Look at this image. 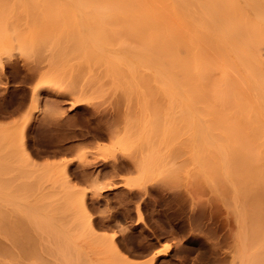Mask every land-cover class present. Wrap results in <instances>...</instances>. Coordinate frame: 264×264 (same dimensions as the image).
I'll return each mask as SVG.
<instances>
[{"label": "rangeland", "instance_id": "obj_1", "mask_svg": "<svg viewBox=\"0 0 264 264\" xmlns=\"http://www.w3.org/2000/svg\"><path fill=\"white\" fill-rule=\"evenodd\" d=\"M34 1L26 0L29 4H37L38 9L13 11L10 22L11 18L14 21L7 26L11 34H8V40L0 39V145H4L7 156L26 172V180H23L26 185L19 189L25 202L24 216L31 220L36 218L38 232L44 235L49 234L48 229L54 232L50 233L55 240L50 234L46 236L53 241L52 247L63 251L72 249L81 258L84 254L91 259L89 264H251L249 256L240 250L242 224L233 206V196L223 188L218 189L219 194L215 185L200 176L199 149L195 145L199 122L193 107L191 122L187 124L183 120L188 108L178 86L180 74L177 73V80L173 81L175 87L168 83L167 56L164 58L168 10L163 6L159 7L161 10L158 7L159 10H155L152 5H143L142 10L138 7L141 5H136V9L131 7L132 10L130 6V9L118 6L117 0H109L114 4V10H110L107 0H90L92 3L64 0L69 3L67 6L65 2L67 8L70 5L73 8L69 7L70 11L64 6L63 10L58 7L61 4L55 2L60 0ZM84 3H88L87 6ZM126 9L131 10V16H145H139V22L143 18L147 22L142 21L141 25L138 21L133 22V16L128 19ZM126 21L131 24L126 25ZM144 23L146 27L136 26H144ZM104 37L111 41L112 47L106 45L104 40H109ZM158 38L163 40L162 45ZM157 39L160 46L155 45L156 48L151 43ZM151 51L158 54L155 63L158 61L160 66L152 63L154 54ZM107 52L123 57L107 58L106 61ZM102 53L104 61L115 68L121 61L118 65L121 70L102 62ZM106 67L111 69L107 71ZM177 69L179 71V67ZM54 110L62 111V117ZM55 120L58 125L53 123ZM181 120L184 126L187 124L185 128L183 125L179 128ZM95 133L99 137L86 142L85 137ZM65 135L68 138L62 140ZM170 135L175 137L171 140ZM58 139L65 144L60 145L62 142ZM74 142L78 146L65 153ZM60 149H64L63 153ZM82 173L85 178L78 179L82 178ZM65 178L79 189L78 195L73 197L86 201L91 218H94L91 231L89 224H83L86 220L80 225L78 218H75L79 220L78 226H84L75 230V235L66 230L69 225L65 224L71 220L65 223L63 216L73 208L65 203L72 196L67 186L70 183H66ZM226 196L228 200L224 198ZM63 202L68 211L61 207ZM50 204L58 212L50 208ZM59 209H64L67 214L64 211L65 215L62 214ZM16 214L20 215L19 212ZM43 220L48 221V225ZM58 220H63L64 224L60 223L66 228ZM51 223L60 230H55ZM44 226L48 228L44 230ZM93 227L96 233L99 232L97 235H103L105 239L96 237V241ZM1 233L0 230L2 244H9L6 248L13 249ZM61 233L67 235L68 240H64ZM77 234L82 237L79 239ZM59 236L64 240L60 242L62 246L55 245L59 244ZM69 236H75L79 241L72 242L73 237ZM66 240L71 245L77 244L73 245L77 250L74 251L73 246L66 248L70 244ZM90 246L95 247L94 250ZM3 250L5 248L0 249V264L26 263L9 250ZM93 251H97L95 255ZM15 259L19 263L14 262Z\"/></svg>", "mask_w": 264, "mask_h": 264}, {"label": "bare ground", "instance_id": "obj_2", "mask_svg": "<svg viewBox=\"0 0 264 264\" xmlns=\"http://www.w3.org/2000/svg\"><path fill=\"white\" fill-rule=\"evenodd\" d=\"M45 1L47 2V0ZM92 1L87 0L88 3L90 2L92 3ZM60 2L57 1L55 3L61 4L60 6L56 5V7L58 6L62 10L63 8H67V6L69 5L67 1L60 0ZM62 2L64 3L66 2L67 6H65L66 3L62 5L63 4ZM111 2L112 1L108 2V6L112 8L110 10H114V4H111ZM116 2L118 6L126 7V8H129V6L130 8L134 6L133 8L136 9L135 8L137 7L136 5H141L138 6L139 8L143 7V5L144 6L152 5L156 8L163 6L165 7V9L168 10L169 14L166 19L168 23L166 25L168 27L167 29L168 33L166 36L167 53L164 56L165 59L167 56L166 64L168 66V74H167L168 83L169 84L171 83L172 86L175 87L173 81L175 82V79L177 78V77L175 78V76H178L180 74L181 77L179 78L181 80H180V85L178 86L180 87L184 95L186 108H188L187 110L185 109L186 114H183L184 112L182 111L183 116L186 115L185 119H183V117L181 118L184 120L185 123L189 124L188 122H191V115L193 113L192 107L193 109L194 108L196 109L195 113L197 114L198 117L197 121L199 122V126L198 127L196 126L197 129L195 131L196 134L195 136L198 142L196 141L195 145H198L197 149H199V151L197 152L198 158L197 155L195 158L199 159V161L197 160L198 161L197 165L199 164L198 166H199L200 176L203 178V180L205 179L208 183L211 182L212 185H215L217 187L216 188L217 190L220 188L219 190L221 191V189L223 188V190L225 189L228 190V192H230V196L231 195L233 196L232 197L234 202L233 206H235V209L237 211V218L241 221L242 224V230L239 231L241 232L239 234V238H240L239 240L241 246L240 250L241 251L243 250L244 254L246 253V255L249 256V262L251 264H264V0H117ZM88 3L86 4L84 3L85 6H87ZM46 5L51 6V3L50 4L46 3ZM37 6L38 5L34 4L33 2L32 4L27 3L26 0H0V39L9 38L8 34L11 32V30L9 32L8 30L9 28H7V26L8 24L14 21V18L13 21L11 18V22H10V17L12 13L14 15L13 11L15 10L17 11L18 8H20L22 12H25L28 9L33 11V9H38ZM62 6L64 7L62 8ZM100 6L102 5L100 4ZM69 7H71V5ZM69 7L67 9L72 11L71 9H69ZM156 8L154 9L161 10V8L159 9ZM129 9H126V12L127 13L129 12L128 19H130V17L133 16V15L131 16L130 14L131 10ZM142 9L143 8H140L139 10ZM146 10H149V8ZM13 15L12 17H14ZM139 16L145 17L142 15H138V17ZM16 17H20V15L18 16L16 15ZM134 17L137 16H133L132 18L133 22L134 21L139 22L141 19V17H139L138 20H135L138 17L135 19ZM143 19L141 20V22L142 21L147 22L145 21V18ZM127 22L128 21L125 22L126 25H130L132 23L131 21H130L131 23L129 22V24ZM141 22L139 23L142 25ZM136 26L139 28L141 27L143 28L146 27V24L144 23V26H138V25ZM104 38L108 39L107 37ZM158 39L156 40V42L158 41ZM104 41H106L107 46L111 45V43H109L111 42L110 40L109 41L104 40ZM153 41H155V37ZM156 42H152L151 44L154 47H156L155 45L160 46L159 44L161 43L162 45L163 40L161 42V40L159 39L158 41L159 44L158 42L156 44ZM149 47L152 48V46ZM164 54L165 52L163 53V55ZM156 55L158 54L155 53L154 56L152 57V59L154 60V62L152 63H155V59L157 60V58H155ZM117 56L112 53L105 54L106 61H108L107 58L113 60L116 58L122 59L123 57L121 55H120L121 57L119 55ZM103 57L104 55L102 53V59ZM144 57L147 58V56ZM152 59L150 57L149 60L153 61ZM101 61L103 62L104 59ZM106 61H104L105 63H107L106 65H109L110 63ZM114 61L116 63L119 62V61L117 62L116 60ZM157 63L158 61L155 64L158 65ZM119 64H117L116 67L117 69L120 68L118 66ZM166 64L165 67L164 65H161V67L163 66L164 68H166ZM110 66L113 67L112 63L110 64ZM158 66H160V64ZM177 67H179V71ZM108 69L111 68L109 67ZM108 69L107 71H109ZM119 70H121V68ZM177 73L179 74L177 75ZM115 74L116 73L114 72V76ZM169 94L171 95V92L168 93V95ZM36 95L38 96V93H36ZM172 97L173 95L169 96L170 101L171 99H173ZM23 102L25 106V101ZM18 107L21 108V105L19 104ZM62 110H64L63 107ZM54 112L55 114L60 113L59 115H61L62 111L59 112L58 110L57 111L54 110ZM65 120L69 121L68 118H66ZM57 121L55 120L54 122L53 121L52 122L55 124L57 123L58 125ZM182 122H179L181 123L179 125V128L181 127V125L184 126V122L183 124ZM59 123L62 124L63 122H59ZM70 126L71 125L67 127ZM105 126L107 127L108 125L105 124ZM172 126L174 127L177 125L173 124ZM186 126H184V128ZM97 130L98 129H96V131ZM112 130H114V128L111 129V131ZM108 132L111 133L110 130ZM65 134L69 135L67 132ZM97 134L95 133L92 134L91 136L85 137V139L87 140L86 142H92L96 140V138L99 137L98 136L99 134L98 135ZM58 135L60 136L61 134ZM66 135L63 136V138L60 137V139L62 138L63 140L64 137L67 139L68 137H66ZM102 135H100V137H104ZM172 137L170 135V139ZM62 140L58 139V142L59 141L62 142V144L61 143L59 144L63 146V144H65V141ZM75 142L71 143V145L68 144L69 146L66 144L68 146L66 151H64V149H60L61 150L60 153H63V151L66 153V152H70L71 150H74L78 146V144H75ZM59 148L60 147H58L57 151L59 150ZM25 153L29 158L31 157L29 153L27 152ZM55 153L56 152H54V154ZM85 166L83 165V167L82 166L81 167L85 168ZM87 166H91V165L87 164ZM64 170L66 171L67 168H65ZM64 170L63 172H65ZM85 171L87 170L85 169ZM85 171H83L84 175L88 173V171L87 173H85ZM77 173L79 176L80 172ZM80 175L82 176V178H78V179L85 178L83 177V173ZM25 178H26V172L23 170V168L18 167L16 163H14V161L8 157L6 148L4 147V145L3 146L0 145V230L2 232L1 235L4 236L5 239L7 238L6 241L8 240L11 243L10 244L11 247L13 248V249L10 248L12 250L11 252L10 249L6 248L8 247L9 244L8 245L2 244V242L4 241L3 240L0 241V249L2 250L5 248V251L9 250L12 253V255L16 254L17 256L20 257V259L26 261V263L24 262V264H87L88 262H91V259L89 258L87 259L84 254L81 258V256H79L77 252L74 253L72 249H68L69 252L67 251L66 248H69L70 246L77 244L71 245V243L67 241L68 239L65 238L67 235L65 236L63 235V233L61 234L64 236V240L67 239L66 241L70 243L67 244L66 242L67 247L65 246V244H63L66 247L63 249H66V251L57 250L54 247H52L53 241L52 240L50 241L47 237L50 236L51 233L53 234L54 232L50 231L51 232L50 233L49 229L47 231L50 235L48 233H47L48 235L46 234L44 235L40 231L38 232L36 227L39 224L37 225L36 218H34L33 216L35 220L34 219L31 220L29 216L27 218L25 217L26 216V214L24 213L25 202L23 201L21 192H19V189L22 190L24 184L26 185V181L25 182L23 181ZM67 179L65 178V181ZM67 182L70 183L69 185H67L69 186L68 188L70 190L68 188L67 190H69L70 195L72 196L69 197L70 198L69 201L67 202L65 201V203L68 207L73 208L75 212H73V210L71 209H69L70 211L69 212L68 209L65 208L66 205L64 206V202L61 203L63 205L56 203L57 205H61V207L64 208L65 210L67 209L68 214L66 211H64V209H62V211H60L59 209V211L62 212V214L64 213L67 214L66 216L60 214V216L62 215L63 218L64 217L66 218L65 223L66 222L68 223L69 220H71L70 223L65 224L66 226L69 225L70 228L69 226H67L68 227L67 229L65 225H63L64 224L63 220H65V218L61 221L58 220V222L59 224L63 223L61 224V226L63 225L62 227H65L66 230H69L67 231L68 233L71 232V235H75L77 233L76 231L80 227L84 226L82 225L79 227L78 226L79 224H77L76 222L79 223L80 220V225H81V223L86 220L83 224L91 225V226L87 225L89 228L91 227L90 229L91 231L93 225L91 220L93 221L94 218H91L92 216L87 207L86 201L84 198L80 200L75 199V196L73 197V195L77 196L79 193L78 191L79 189L78 188L75 189L77 185H73L72 183L73 181L68 180L66 181V183ZM74 184L76 183L74 182ZM16 190L17 193L19 192L18 194H15ZM219 190L218 193L221 194ZM226 197L224 198L228 200V197L227 198ZM48 206L50 207L51 204ZM52 209H55L57 211L56 207H53ZM233 211L235 212V210ZM16 212H19L20 215L16 214ZM71 212L73 213L71 214ZM69 214L71 216V219ZM73 214L75 215L73 216ZM67 216H69V218H67ZM72 216L74 217L73 219L74 223L72 221ZM75 218H78L79 220ZM43 219H45V217ZM40 222H42V220ZM47 222L44 221V223L48 225ZM100 223L102 224L103 222L100 221ZM51 225L53 226L52 223ZM71 225L73 226L74 231L71 230L72 229ZM94 225H96L95 222ZM40 226H42V224ZM76 226H78L77 229H75ZM53 227H55V225ZM34 228H36L37 231L34 230ZM47 228H48L47 226H44L43 229L45 230ZM49 228L51 230L50 226ZM58 228L59 229L56 228L55 230L57 231L60 230V227ZM95 231H96L95 227H93V232L95 233L94 234L95 240L96 237L99 238L100 240L105 239V236L103 235L98 236L97 233L99 232L97 231L96 233ZM79 235L80 234H77V236ZM101 236H103V238H101ZM51 237L53 236L51 235ZM70 237L72 238L73 236H69V238ZM80 237L82 236H79L78 238L80 239ZM53 238L55 240V237ZM61 238L62 237L57 238L58 239L57 242L59 241V244H55V245L58 246L62 244V243L60 244V242L64 240H61ZM78 238L74 236L71 241L72 242L73 240H75V242L79 241ZM92 240L94 241V239ZM88 243L89 242H87V244ZM97 243L94 244L97 245ZM88 245H87V249H88ZM72 248L74 249V246ZM94 248L91 247V249L93 250ZM14 250H16L17 253L16 251L14 252ZM70 250L72 252H70ZM76 250L77 248L74 249V251ZM88 250L90 251V249ZM94 252L96 253L97 251H93V253ZM79 253H81L80 250ZM90 253H92V251H90ZM11 257L13 258V256ZM11 257L10 259H12ZM14 262L19 263V261H16V259L14 260ZM131 264H136V263H131Z\"/></svg>", "mask_w": 264, "mask_h": 264}]
</instances>
